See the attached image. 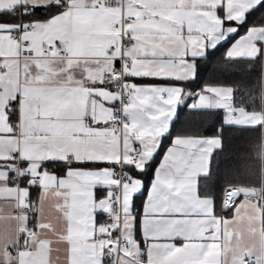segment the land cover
Listing matches in <instances>:
<instances>
[{
    "label": "snow or ice",
    "instance_id": "snow-or-ice-1",
    "mask_svg": "<svg viewBox=\"0 0 264 264\" xmlns=\"http://www.w3.org/2000/svg\"><path fill=\"white\" fill-rule=\"evenodd\" d=\"M221 49L258 79L194 89ZM229 128L260 187H210ZM0 199V264H264V0H0Z\"/></svg>",
    "mask_w": 264,
    "mask_h": 264
},
{
    "label": "trees",
    "instance_id": "trees-1",
    "mask_svg": "<svg viewBox=\"0 0 264 264\" xmlns=\"http://www.w3.org/2000/svg\"><path fill=\"white\" fill-rule=\"evenodd\" d=\"M254 23H259V17ZM224 49L218 51L203 67L201 81L193 85L194 89L201 86V83H218L231 85L233 82L243 80L251 84L259 77V66L250 74L243 76L232 73L223 67L222 60ZM222 110L213 115L206 123L199 126V131L204 135H211L213 127L222 118ZM183 121V114L181 115ZM178 121V127L180 126ZM224 151H214L210 160V179L209 184L213 191L221 193L229 183H240L244 186L260 187L261 168L260 161L255 159V154L251 151L250 144L258 141L259 129L240 133L234 129L225 130ZM35 196V193H33Z\"/></svg>",
    "mask_w": 264,
    "mask_h": 264
},
{
    "label": "crops",
    "instance_id": "crops-1",
    "mask_svg": "<svg viewBox=\"0 0 264 264\" xmlns=\"http://www.w3.org/2000/svg\"><path fill=\"white\" fill-rule=\"evenodd\" d=\"M189 102H191V101H189ZM209 165H210V163H209ZM242 199H243V196L238 197L237 198V202H239ZM137 202L139 203V199H138ZM4 204H5V202L2 199H0V217L5 216V215L8 214L7 213V209L4 207ZM7 226H9L8 223L6 221H4L3 219H0V231H2ZM52 247H53V249H55L57 247V245L53 244ZM56 257H57V253L55 251H53L52 252L53 264H57ZM60 264H63V256H62V254L60 256Z\"/></svg>",
    "mask_w": 264,
    "mask_h": 264
},
{
    "label": "water",
    "instance_id": "water-1",
    "mask_svg": "<svg viewBox=\"0 0 264 264\" xmlns=\"http://www.w3.org/2000/svg\"><path fill=\"white\" fill-rule=\"evenodd\" d=\"M252 187V186H251Z\"/></svg>",
    "mask_w": 264,
    "mask_h": 264
}]
</instances>
